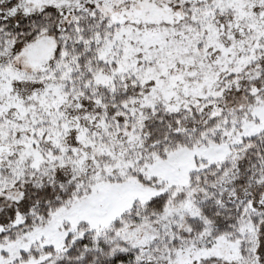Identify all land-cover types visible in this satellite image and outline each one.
I'll return each instance as SVG.
<instances>
[{
    "label": "snow or ice",
    "instance_id": "6c2138e0",
    "mask_svg": "<svg viewBox=\"0 0 264 264\" xmlns=\"http://www.w3.org/2000/svg\"><path fill=\"white\" fill-rule=\"evenodd\" d=\"M0 264H264V0H0Z\"/></svg>",
    "mask_w": 264,
    "mask_h": 264
}]
</instances>
